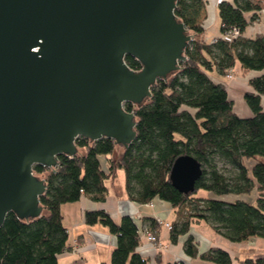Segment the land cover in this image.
Segmentation results:
<instances>
[{"label":"trees","instance_id":"16d2710c","mask_svg":"<svg viewBox=\"0 0 264 264\" xmlns=\"http://www.w3.org/2000/svg\"><path fill=\"white\" fill-rule=\"evenodd\" d=\"M205 4V0H176L175 15L192 38L184 50L186 59L170 80L156 81L146 103L137 108L124 104L135 113L136 136L120 156H115L119 146L112 139L89 144L88 138L78 137L75 143L82 154L71 158L59 155L58 171L33 166L34 173L46 182L39 200L49 213L27 223L12 212L7 214L0 227V264H58V255L68 250L61 204L82 196L104 201L106 183L114 182L119 170L130 200L150 203L160 199L177 209L178 220L170 224L173 243L189 231L192 222L208 224L231 242L264 239V110L260 103L264 74L248 78L250 90L243 98L252 116L247 118L234 113L225 84L210 76L213 71L225 76L237 66L242 76L264 69V35L242 36L248 24L258 20L264 0L220 1L217 8L224 37L210 43L204 40L200 19ZM232 28L238 29L237 37H230ZM125 61L131 69L141 67L130 55ZM180 155L193 156L202 168L195 190L188 194L179 192L169 179L172 164ZM216 159L229 162L234 172L226 175L220 171ZM245 160L253 161L250 168ZM199 190L211 196H199ZM253 191L255 198L247 201L243 196ZM149 221L155 235L160 225L154 219ZM84 222L99 223L116 236L109 264L147 263L137 251L141 235L132 217L124 215L117 223L104 210H90L84 212ZM184 251L215 264L232 262L220 248L198 254L191 236L184 242ZM240 264H264V257L245 258Z\"/></svg>","mask_w":264,"mask_h":264},{"label":"water","instance_id":"95a60500","mask_svg":"<svg viewBox=\"0 0 264 264\" xmlns=\"http://www.w3.org/2000/svg\"><path fill=\"white\" fill-rule=\"evenodd\" d=\"M176 0H0V227L12 212L24 223L40 204L59 155L82 152L76 139L109 138L123 152L135 139L136 108L158 79L186 59L191 35ZM141 65L131 69L125 56ZM201 164L178 156L169 179L195 190Z\"/></svg>","mask_w":264,"mask_h":264},{"label":"crops","instance_id":"0c3cea01","mask_svg":"<svg viewBox=\"0 0 264 264\" xmlns=\"http://www.w3.org/2000/svg\"><path fill=\"white\" fill-rule=\"evenodd\" d=\"M220 1L223 0H205V8L200 19L205 28L204 40L207 43L220 38L222 34L217 8ZM257 15L258 20L248 24L242 34L243 37L264 35V8ZM262 74L264 69L250 71L246 76H242L237 66L230 72L231 77L220 75L216 71L210 76L215 82L225 84L228 98L233 102L234 113L241 118H247L252 116L243 98V93L250 90L248 78ZM260 103L264 110V96H261ZM106 184L108 193L102 202H94L87 196H82L78 201L61 204L62 223L68 232V250L58 255V264H109L116 236L99 223L86 224L84 212L90 210H104L117 223L124 215L132 217L141 235L137 251L147 260L146 264H215L199 256L191 257L186 254L184 242L189 236L193 238L198 254L210 248H220L228 252L231 264H240L245 258L264 257L263 238H253L240 243L231 242L203 222H192L189 231L179 236L175 243L170 240V229L161 224L155 234L158 243L153 246L145 239V233L152 230L149 220L160 219L163 223L172 224L178 220L177 209L160 199H153L150 203H137L128 198L124 184L121 186L116 180Z\"/></svg>","mask_w":264,"mask_h":264},{"label":"rangeland","instance_id":"374dc122","mask_svg":"<svg viewBox=\"0 0 264 264\" xmlns=\"http://www.w3.org/2000/svg\"><path fill=\"white\" fill-rule=\"evenodd\" d=\"M117 151L115 152V156L118 157L120 156L121 152H118L119 151V147L116 148ZM253 161L252 160H245V164L248 168L251 167ZM216 165L217 167L219 168L220 171H222L223 173H225L226 175H230L234 172V168L232 167V165L227 162L226 160L224 159H216ZM116 183L121 185L124 184V175H123V172L119 171V175L116 179ZM198 195L199 196H211V193H208L204 190H199L198 191ZM256 196V192L253 191L252 193L250 194H247V195H244L243 197L247 200V201H251L255 198ZM223 198H227V199H233L234 197L233 196H224Z\"/></svg>","mask_w":264,"mask_h":264},{"label":"built area","instance_id":"2783aa9c","mask_svg":"<svg viewBox=\"0 0 264 264\" xmlns=\"http://www.w3.org/2000/svg\"><path fill=\"white\" fill-rule=\"evenodd\" d=\"M239 35V31L236 28H232V30L230 31V37L234 38L237 37ZM221 37H224L223 34H221ZM228 77H231L230 73L227 74ZM157 223L159 225H164L166 228L170 229L171 225L169 223H163L162 220L160 219H156ZM145 239L149 242V244L155 246L158 241H157V237L150 231L145 233Z\"/></svg>","mask_w":264,"mask_h":264}]
</instances>
